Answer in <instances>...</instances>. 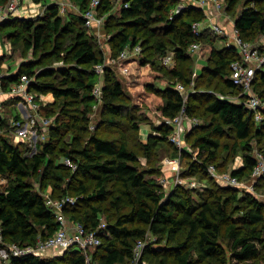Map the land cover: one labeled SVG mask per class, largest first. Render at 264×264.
<instances>
[{
	"label": "trees",
	"instance_id": "16d2710c",
	"mask_svg": "<svg viewBox=\"0 0 264 264\" xmlns=\"http://www.w3.org/2000/svg\"><path fill=\"white\" fill-rule=\"evenodd\" d=\"M7 1L0 0V4ZM33 1L46 4L45 14L37 23L13 18L3 22L0 30L14 45L23 42L27 50H32L35 56L41 53L42 58L22 64L17 72L6 78L3 88L8 91L11 84L18 83L23 75H27L31 80V91L43 95L52 93L55 100L42 108V115L52 118L53 126L49 128L47 140L39 143V152L28 156L30 149L23 143H13L10 134V119H21L19 111L15 110L16 114L11 116L9 109L4 118L0 117V129L4 131L0 135V178L9 180L8 184L0 186V220L6 242L35 244L39 238H49L57 231L59 222L46 206V197L41 192L47 187L45 179H49L56 187L52 198L71 196V193L77 198L73 205L64 209V213L78 214L79 202L86 207L82 215L77 218L72 215L70 219L73 223L82 224L88 232H98L101 244L92 254L93 264H131L139 241L145 242L141 260L152 264H169L168 248L175 264L205 261L216 264L227 263L229 259L242 262L257 258L264 248V202L259 198L248 194L241 199L234 193L225 198L218 196L214 201H206L196 207L195 196L181 186L167 193L153 178L145 177L137 166L138 155L128 148L125 134L118 139L92 135L87 143L83 142L82 133L89 131V115L98 104L93 95V88L99 80L95 66L105 61L85 26L83 14L89 9L91 0H78L81 14L67 20L60 14L58 4H47L48 0ZM178 1L123 0L120 18L125 20L130 30L122 28L112 36L116 55L130 46L141 44L144 53L150 47L153 53L165 56L168 42H171L176 45L179 60L188 58L191 44H204L211 31L199 37L193 32V23L206 18V12L200 7L185 8L172 17L171 11ZM238 1L228 0L230 6ZM254 1L257 7H245L235 20V27L247 42L257 41L264 33V0ZM110 4V0H102L98 10L104 5L106 12L110 13L113 9ZM66 36L70 37L67 46L62 42ZM45 45L52 46L51 55L71 58L73 65L47 67ZM140 56L135 58L140 66L150 63L151 58L144 54ZM239 58L241 55L233 46L220 50L211 48L208 66L204 69L206 80H223L228 92L221 89L191 94L185 102L174 86L156 88L155 74L146 82V90L139 92V101L150 105L151 94L163 98V104L156 107L163 118L172 119L183 108L189 117L208 118L206 123L193 126L186 135L192 149L197 151V162L191 165L190 174L186 177L208 179L210 166L221 168L219 160L223 150L235 156L240 148L246 149L245 165L234 170L232 175L237 179L252 175L257 161L248 151L252 150L250 142L255 135L264 134V119L258 123L251 109L218 96L238 95L242 91L231 79V65ZM113 73L109 68L104 72L102 104L107 117L102 123L120 126L118 118L129 110L122 104L125 101L123 86ZM173 75L182 78L179 79L182 83L191 81L180 71H174ZM57 77H62L59 84L50 81ZM253 90L260 92V96L264 95V71L256 74ZM71 129L77 132L75 137L72 135L71 148L58 157L60 138ZM155 129L160 136L150 138L145 146L148 153L160 141H170V126L164 124ZM224 137H232L234 141L224 144ZM173 147L176 152L179 150L174 144ZM61 157L70 159L77 168L73 170L66 166L59 161ZM62 182L67 183L63 188ZM36 185H39V190ZM111 185H117L118 189L113 192L109 189ZM235 201L242 203L236 207L240 213L236 217L229 211ZM106 202L109 206L104 208ZM105 211L110 213L112 221L102 226L101 215ZM163 242L167 243V249L158 247L157 244ZM89 254V250L72 247L65 250L64 256L46 258L30 254L13 258L12 264H88Z\"/></svg>",
	"mask_w": 264,
	"mask_h": 264
},
{
	"label": "rangeland",
	"instance_id": "374dc122",
	"mask_svg": "<svg viewBox=\"0 0 264 264\" xmlns=\"http://www.w3.org/2000/svg\"><path fill=\"white\" fill-rule=\"evenodd\" d=\"M110 2V7L113 8L112 11L107 13L104 5L100 8V10L97 8L95 10V15L98 20H101V22H96L94 24V28L87 29L88 33L95 41L97 48L102 51V54L105 57L104 63L106 68L112 69L115 78L121 82L125 98V101L122 104L129 110V113H124L118 118V120H121L120 126L106 125L102 123V121L107 116H105L103 113L104 108L102 104L103 101L101 99L98 104L95 105L89 115L91 119L89 131L87 133H82L81 137L83 138V142L87 143L92 135H99L103 138L118 139L122 134H125L128 141V148L136 152L138 155L137 166L139 167L140 171L145 174V177L153 178L156 182L162 185L163 191L167 193H171L177 186H181L184 190L192 193L195 196L197 200L195 205L196 207H199L206 201H214V198L218 196L225 198L234 193H237L238 197L241 199L245 198L249 194L259 198L262 202H264V170L260 175L252 174L244 177L243 179H237V181H234V178L236 177L232 175V172L234 170L243 168L245 165L244 159L245 154H247L245 148H240L235 156H232L228 150H223L222 159L219 160V164L222 165L221 168H216V166L212 165V171L214 174L209 170V174L207 175L208 179L202 180L200 176L186 177L187 174H190L189 172L191 165L197 162V151L192 149L190 140L186 138L188 129L186 116L188 115L185 108L182 109V111H185V117L183 118V124H181V129L183 130L182 145L184 147V152L180 150L176 152L173 144L170 141L163 140L159 142L156 148L152 149L150 153H148L145 149V146H147L150 138L153 136H160V133L156 131L155 127H163L168 118L161 117L156 110V107H159L164 102L161 96L157 94H151L150 102L152 105L147 102H140L138 99L139 92L146 90V82L153 79L152 77L154 74L156 75L154 85L158 89H165L169 86L176 87L178 84L184 85V94L187 96L185 102H187L191 94H206L221 89H224L226 92H228L223 80L215 79L212 82L206 80V76H203L204 69L208 66L211 48H217L220 50L221 48L228 47V43H235L236 40L232 30V28H236L235 20L245 7L251 6L256 8L257 5L255 1L239 0L232 6H230L228 0H222L220 6H218L217 3L215 4L212 1H208L207 6L202 8L206 12V18L204 21H208L210 23L211 21L217 22L224 29V34L223 36H216L214 35L215 33L211 31V34L203 41V43L206 45L203 46L204 44H202V49L200 51L193 50V48H191L193 44L192 43L188 51L189 57L182 61L177 58L175 51L176 45H173L171 42H168L169 47L165 56L164 54L162 55L159 53H153L154 51L151 50L150 47L147 48L145 53L142 51V46L139 52L136 51V48L141 44H138L137 47H128L126 50L129 53L126 56H122V52L116 55V50L113 48L114 46H112L113 43L111 42L112 36L119 32L122 28H127L128 30H130V28L129 26H126L127 24L124 22L125 20L120 18L123 0H110ZM35 3L36 2L32 3L28 0H21L20 8L23 11L19 12V16L17 18H20L22 15L24 19H30L37 23V21L45 14L46 9L44 8L46 7V4L41 3V5L38 6L37 3ZM48 3L58 4L60 8V14L65 18V20L81 14L78 0H48L47 4ZM187 6L198 7L199 4H197L195 0H179L175 8L183 7L185 9ZM62 7H65L64 11L61 10ZM201 7L202 6H200V8ZM172 12L173 11H171V16H173ZM7 38L8 36L0 30V39L1 42H3L1 46L2 51L0 53V65L2 71H5L6 68H8L9 72L13 70L18 71L25 62L42 58L41 53L35 56L33 55L32 50H27L23 45V42H19L18 44L14 45L13 42ZM62 42L65 46L69 45L70 37H64ZM251 43L257 47H264V36H259L257 41ZM51 49V45H45L44 47V52H46L44 55L47 57L44 61L48 64L47 67L59 68L73 65L74 61H72L71 58L66 59L64 55L61 57L51 55L49 53ZM141 53L146 57L151 58L150 63L144 66L139 65L135 58L140 55L142 56ZM173 70L184 73L188 78H190V83L187 81L185 83L180 82L181 80L179 79L182 78L179 77L178 79L176 75H173ZM104 76L105 74L99 76L97 85L103 86L105 84ZM61 79L62 77H57V79L52 78L50 81L54 80L57 82V84H59L58 82H60ZM261 90L262 88L260 89V92ZM260 92L257 93L253 90V93L261 97L264 101V95L260 96ZM215 94L218 93L216 92ZM226 96L232 97L233 94L229 93ZM7 100L9 102L8 105H10L11 102L13 103L14 98H11L9 95V98L6 100H1L0 104H3V102H6ZM42 100V103L46 106L54 102L55 97L52 93H49L45 94L44 97H42ZM8 105L5 106L6 108L4 115L9 109H11L8 111V114L13 116L12 114H16L15 106L13 105L9 107ZM81 108H83V106H81ZM12 119L13 117L10 119V121ZM206 120H208V118H202L200 116L197 125L206 123ZM48 132L49 130L44 131L45 134L47 133V138ZM174 132L175 129L171 128V134ZM10 134L12 135L13 143L16 144L17 137L14 138L12 131H10ZM76 134L77 132L71 129L62 135V138H60V143L57 147L58 157L71 148L70 144L72 138L75 137ZM255 136L256 137L250 142L252 150L248 151V154L254 156L256 161L264 162V134L261 136ZM233 141L234 140L232 137L223 138L224 144L232 143ZM24 146H27L30 149V144L24 143ZM39 149L40 148L38 146V149H36L35 152H39ZM65 160L66 158L61 157L59 161L65 162ZM45 181L47 182L46 190H41V192L46 198H52V192L54 189H56V187L53 185L52 181L49 182V179H45ZM8 182L9 180H7L5 183L8 184ZM89 182L90 184L92 183L91 181ZM66 184L67 183L62 182L60 185L63 188L66 186ZM36 187L39 190V185H36ZM109 189L115 192L118 187L117 185H111ZM59 191L60 189L57 190L58 193ZM71 194L73 195V193ZM72 195L71 197L77 200V198ZM241 204V202L235 201L230 205L229 211L234 217L240 215V213L236 211V207ZM68 206L70 205H67L66 207ZM108 206V202L104 203V208ZM77 210H79L78 214L68 212L64 213L68 222H73V220L70 219L72 215L76 218L82 215L81 212H84L86 207L83 203L79 202L77 203ZM109 214L110 213H108V211H105L101 215L102 226L105 225L106 222L112 221ZM152 240L155 241V238L152 237ZM157 245L162 249L168 248L166 242L159 243ZM223 245L226 246V242H223ZM94 251L95 248L89 250L90 254H93ZM166 252L170 256L169 264H175L169 248L166 250ZM64 254L65 250H53L48 251L43 256L46 258H54L56 256H64ZM229 254L230 253L228 251V255ZM200 264L213 263L205 261L201 262ZM216 264H264V248L261 249V253L257 258L242 262L229 259L227 263Z\"/></svg>",
	"mask_w": 264,
	"mask_h": 264
},
{
	"label": "built area",
	"instance_id": "2783aa9c",
	"mask_svg": "<svg viewBox=\"0 0 264 264\" xmlns=\"http://www.w3.org/2000/svg\"><path fill=\"white\" fill-rule=\"evenodd\" d=\"M195 1L197 4H199L198 7L202 6L201 8L207 6L208 1H212L215 4L217 3L218 6H220L222 3V0ZM101 3L102 0H91L89 9L83 14L85 26L87 28H94V24L96 22H101V20H98L95 15V10L101 5ZM20 6L21 0H8L6 4H0V26L6 20L17 18L19 16V12L23 11L21 10ZM185 8H190V6ZM44 9H46V7ZM183 9V7L175 8L172 14L178 15ZM61 10L64 11L65 7H62ZM20 17H22V15ZM232 30L236 41L235 43H228V47L233 46L237 48L241 58L235 60L231 65V79L236 85L241 87L242 91L238 95L233 94L232 97H227L226 95L222 94H218V96H220L221 99H226L245 105L255 113V120L259 123L264 119V101L261 97L253 93V86L256 74L260 71H264V48L257 47L251 42L245 41L241 37L237 28H233ZM207 31H212L215 34L222 36L224 34V29L217 22L211 21L210 23L203 20L193 23V32L196 37L202 36ZM191 48H193V50L200 51L202 49V44L199 42H194ZM126 49L122 52V56L128 55L129 52ZM140 50L141 45L136 48V51L139 52ZM105 70L106 65L104 62L95 66V72L99 76H102ZM11 74L12 71L9 72L8 68H6L5 71L1 70L0 72V97L1 95H6L8 99V95H10L11 98L19 99L18 103L24 110L25 115H22L21 119H12L10 127L14 138L17 137V141L15 140L17 142L16 144H30V150L27 152V155L33 156L34 153H36V149H38L39 143L47 140V133L45 134L44 131L49 130V128L53 126V119L42 115V108L45 106L42 103V97H44V95L29 89L31 80L27 77V75H23L18 83L11 84L8 91L4 90V81ZM176 90L180 92L184 98V101H186L187 96L184 94V85L178 84L176 86ZM93 95L99 102L102 99V86L96 84L93 88ZM5 106L6 105L4 102L2 107H0L1 118H4ZM184 117L185 111L183 110L176 117L168 119L165 122L166 125L175 129V132L170 135V141L180 151L184 150L182 145L183 130L181 129V124H183ZM186 119L188 133L191 131L193 126L197 125L198 119L189 116H186ZM3 133V129H0V135ZM64 164L73 170L77 168V165L74 164L70 159H66ZM212 169L213 167L210 166L209 170L214 174ZM263 170L264 162L257 161L252 174L260 175ZM6 181V178H0V185ZM234 181H237V178H234ZM75 202V198L71 196H66L59 199H54L51 197L46 198V206L54 213L56 219L59 222V228L52 236L46 239L39 238L35 244L21 245L17 243L6 242L3 222L0 220V264H12L13 258L22 257L24 255L31 254L35 256H43L48 251L53 250L64 251L72 247L83 250H91L99 246L101 244V239L97 231L88 232L82 224L73 222L70 223L67 221V218L64 215V209L67 205L74 204ZM144 246V241H139L137 243L134 249V258L132 264H152L150 262L141 260ZM92 259V254H89L87 256L88 264H93Z\"/></svg>",
	"mask_w": 264,
	"mask_h": 264
},
{
	"label": "crops",
	"instance_id": "0c3cea01",
	"mask_svg": "<svg viewBox=\"0 0 264 264\" xmlns=\"http://www.w3.org/2000/svg\"><path fill=\"white\" fill-rule=\"evenodd\" d=\"M28 1H31L32 3H34L33 0H28ZM35 4H36V3H35ZM52 4H53V3H52ZM37 5L40 6L41 3H37ZM20 18H23V17H20ZM232 29H233V28H232ZM2 43H3V42H1V39H0V53H1V51H2V50H1ZM15 72H17V71H16V70H13V71H12V73H15ZM8 96H9V95H8ZM4 99L6 100V99H7V96H6V95H1V97H0V101H1V100H4ZM6 102H7V103H6ZM6 102H5V105H8V100H7ZM18 102H19V99H14V100H13V103L11 102V104L8 105V106L10 107V106H13V105H14L15 108H16V110L19 111V113H20L19 115H21V116L23 115V116H24V115H25L24 110L22 109V107H20V104H19ZM0 103H1V102H0ZM3 103H4V102H3ZM16 103H18V104H16ZM0 107H2V104H0ZM5 108H6V107H5ZM16 112H17V111H16Z\"/></svg>",
	"mask_w": 264,
	"mask_h": 264
},
{
	"label": "bare ground",
	"instance_id": "6f19581e",
	"mask_svg": "<svg viewBox=\"0 0 264 264\" xmlns=\"http://www.w3.org/2000/svg\"><path fill=\"white\" fill-rule=\"evenodd\" d=\"M174 61V60H173Z\"/></svg>",
	"mask_w": 264,
	"mask_h": 264
}]
</instances>
